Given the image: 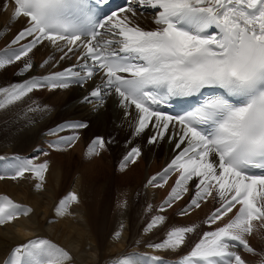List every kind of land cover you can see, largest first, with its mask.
<instances>
[{
	"label": "snow or ice",
	"instance_id": "1",
	"mask_svg": "<svg viewBox=\"0 0 264 264\" xmlns=\"http://www.w3.org/2000/svg\"><path fill=\"white\" fill-rule=\"evenodd\" d=\"M14 4L11 20L15 22L23 16L28 27L11 43L32 39L19 49H6L0 56V69L28 57L45 41L62 53L61 60L79 52L78 59L83 63L77 65L80 71L69 67L0 88V109L33 90L83 86L101 73L102 84L84 101L96 98L102 103L106 95L114 94L126 116L135 110V136L150 130L148 144L169 137L180 150L162 174L148 181L162 187L170 173H179L160 210L180 200L193 178L198 180L196 192L181 215L199 208L208 197L219 202L205 223H222L204 232L178 264H249L241 251L264 264V253L249 242L257 224L264 227V0H129V6L119 10L124 15L113 12L104 21L97 19L89 0H14ZM133 4L157 9L154 29L145 30L133 22ZM213 28L217 34H208ZM54 59L50 56L40 67ZM32 68L29 59L19 74ZM192 96L203 100L186 114L173 116L160 110L159 106L172 98ZM66 126L88 127L83 122ZM78 139L73 135L50 146L62 151V145L70 147ZM111 142L97 137L87 155H98ZM140 156L139 147L131 148L120 170ZM10 166L11 179L30 172L39 180L35 186L38 190L49 170L47 161L36 164L19 157ZM79 202L75 192L69 193L59 201L55 212L58 216L70 215L69 206ZM120 207L126 208L127 202ZM32 211L31 207L0 196V228L28 217ZM164 221L163 215L154 216L145 231ZM198 228L197 224L172 227L166 238L152 247L178 251L188 234ZM122 229L123 225L113 233L114 240L121 239ZM71 259L67 250L51 241L33 239L12 249L6 264H67ZM118 264L132 261L125 258Z\"/></svg>",
	"mask_w": 264,
	"mask_h": 264
},
{
	"label": "bare ground",
	"instance_id": "2",
	"mask_svg": "<svg viewBox=\"0 0 264 264\" xmlns=\"http://www.w3.org/2000/svg\"><path fill=\"white\" fill-rule=\"evenodd\" d=\"M14 9V0H0L1 43L13 48L18 43L13 45L9 42L19 33L17 31L28 25L27 18L23 16L15 22L11 20ZM156 14L157 9L151 11L147 8L142 14L137 13L133 22L145 30H152L156 27ZM3 52L5 50L0 51ZM31 54L34 55L31 61L33 68L23 75L18 74L15 78L18 83L33 75H50L80 61H75L79 52L61 60L62 53L47 41L37 45ZM50 56L55 59L40 67ZM5 81L0 76V88L11 86L7 87ZM96 82L93 78L83 86L72 84L68 89H48L45 101L37 103L34 100L35 103L30 104L31 94L0 109V176L4 177L0 179V196H7L33 209L28 217H21L0 228V264H6L12 249L33 239H46L67 250L72 258L67 264H118L125 258L132 264H178L204 232L214 230L222 223L211 226L205 223L219 207V202L211 197L202 201L199 208L191 209L186 215L180 214L195 195L197 178L189 181V190L180 200L174 201L171 207L165 205L164 211L160 210L179 173H170L167 183L160 181L162 187L148 181L162 174L180 150L175 148V141L169 137L157 144H148L147 140L152 135L150 130L135 136V110L131 109L132 115L126 116L114 94L107 95L102 103L91 98L84 101ZM107 115L112 122H106ZM80 122L88 127L74 129L66 126ZM73 135H78L79 139L70 147L62 145L65 150L58 151L50 146ZM97 137L104 138L106 142L115 140V147L112 142L106 143V148L99 150L98 155L88 156V148ZM133 147L141 149V156L121 171L120 163ZM16 157L30 159L36 164L49 163L41 189L35 187L39 180L30 172L22 178L11 179L13 171L10 165ZM72 192L78 195L80 202L69 206L70 215L58 216L55 208L59 201ZM125 201L127 207H120ZM157 215H163L165 221L146 232L147 224ZM193 224L199 228L188 234L185 245L178 251L152 247L161 243L172 227ZM121 225L122 237L114 240L113 233L121 230ZM249 242L258 252L264 253V227L257 224V231ZM241 254L249 264H258V257L242 251Z\"/></svg>",
	"mask_w": 264,
	"mask_h": 264
},
{
	"label": "rangeland",
	"instance_id": "3",
	"mask_svg": "<svg viewBox=\"0 0 264 264\" xmlns=\"http://www.w3.org/2000/svg\"><path fill=\"white\" fill-rule=\"evenodd\" d=\"M3 28V27H2ZM1 28V29H2ZM10 29V28H9ZM21 30V29H20ZM20 30L19 31H17V32H20ZM16 32V33H17ZM16 35V34H15ZM14 35V36H15ZM13 36V37H14ZM1 40H2V38H0V44L2 45V43H1ZM0 45V51H4V50H6L7 48H11L12 47V45H6V44H3L2 46ZM6 45V46H5ZM4 53V52H3ZM3 53H0V56H2L3 55ZM24 60H21L20 62H14V63H12V64H10V65H7L5 68H3V69H0V76L2 77V78H5V85L7 84V87L9 86V85H13V84H18V82L17 81H15V78L17 77V75L21 72V69L23 68V66H24V63L26 62V61H28L29 59L32 61V60H34V55L33 54H31V55H29L28 57H24L23 58ZM44 61V60H43ZM10 72V73H9ZM3 74H6V76H4ZM32 77H39V76H37V75H33ZM7 78V79H6ZM11 81V82H10ZM9 83V84H8ZM6 87V86H5ZM48 88L47 87H42V88H40V89H37V90H33L31 93H29L28 95H31L32 97V100H31V102H30V104L31 103H35V102H40V101H45L44 99H46L47 98V96H48V94H49V92L48 91H50V90H48ZM24 98V97H23ZM27 98H29V97H27ZM34 100H35V102H34ZM35 107H38V104H37V106H36V104L34 105ZM112 122V121H110V119H109V115H107V117H106V122ZM69 124V123H68ZM114 139H115V137H113ZM111 141H112V145L115 147V143H114V141L115 140H112L111 139ZM216 207V203H214V206H213V208H215ZM3 259H5V258H3Z\"/></svg>",
	"mask_w": 264,
	"mask_h": 264
}]
</instances>
